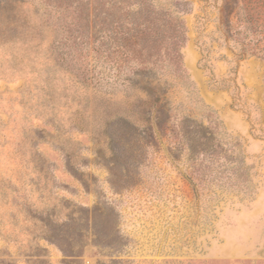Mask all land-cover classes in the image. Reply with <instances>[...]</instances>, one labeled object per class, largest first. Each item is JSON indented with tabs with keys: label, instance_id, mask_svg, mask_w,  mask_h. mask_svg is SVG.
Wrapping results in <instances>:
<instances>
[{
	"label": "rangeland",
	"instance_id": "rangeland-1",
	"mask_svg": "<svg viewBox=\"0 0 264 264\" xmlns=\"http://www.w3.org/2000/svg\"><path fill=\"white\" fill-rule=\"evenodd\" d=\"M0 264H264V0H0Z\"/></svg>",
	"mask_w": 264,
	"mask_h": 264
},
{
	"label": "trees",
	"instance_id": "trees-1",
	"mask_svg": "<svg viewBox=\"0 0 264 264\" xmlns=\"http://www.w3.org/2000/svg\"><path fill=\"white\" fill-rule=\"evenodd\" d=\"M87 6L90 7V2L87 1ZM177 6H180V4H175L174 8H177ZM76 9V8H75ZM227 9V5L224 7V13ZM141 13V11H140ZM171 28H184L183 24H182V21L180 20L178 22V20L174 23H172V25H170ZM158 90V89H156ZM157 101L158 98H157ZM162 107V106H161ZM240 156V153L239 151L237 150V148L235 147L233 152H232V159H227V158H223L224 159V163L223 162H220L218 163L217 162V168L218 169H221L222 167H226V165L230 166V170L232 171V173L230 174V182L233 183V185L235 186H238L239 188H247L249 185H251V182L248 181L246 178H247V173H242V169L240 168V159L239 157Z\"/></svg>",
	"mask_w": 264,
	"mask_h": 264
}]
</instances>
